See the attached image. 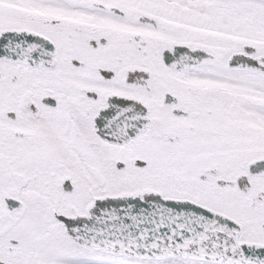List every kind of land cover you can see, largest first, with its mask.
Returning a JSON list of instances; mask_svg holds the SVG:
<instances>
[{
    "label": "snow or ice",
    "instance_id": "obj_1",
    "mask_svg": "<svg viewBox=\"0 0 264 264\" xmlns=\"http://www.w3.org/2000/svg\"><path fill=\"white\" fill-rule=\"evenodd\" d=\"M0 264H264V0H0Z\"/></svg>",
    "mask_w": 264,
    "mask_h": 264
}]
</instances>
